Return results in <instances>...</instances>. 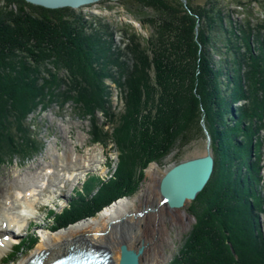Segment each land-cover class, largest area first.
Instances as JSON below:
<instances>
[{"label": "trees", "instance_id": "1", "mask_svg": "<svg viewBox=\"0 0 264 264\" xmlns=\"http://www.w3.org/2000/svg\"><path fill=\"white\" fill-rule=\"evenodd\" d=\"M137 1L149 2L157 13L153 17L157 19L151 21L156 23L160 39L158 47L150 40L152 59L141 54L143 67L138 66L135 72L131 73L123 62H114L122 67L123 77L116 78L115 83L124 91L126 101V111L118 115L110 103L111 86L105 82L112 78L106 72L110 61L98 40L88 34L83 14L70 7L51 9L26 0H0V160L8 156L25 159L40 151L41 142L28 122L40 106L48 108L54 103L64 106L71 99L78 103L80 114L92 115L95 109L103 112L106 117L103 124L92 115L93 140L115 143L118 166L109 180L98 182L96 192L93 189L94 193L83 194L79 190L80 197L72 201L71 207L56 214L53 227L59 229L95 215L116 197L132 193L137 160L138 167H146L153 160L161 162L177 144L186 146L196 136H206L208 132L215 170L192 201L191 211L197 222L173 264H264V234L257 214L264 210V196L257 189L260 166L249 161L254 151L260 160L263 146L259 138L255 149L252 147L260 129L258 121L264 125V98L259 95L257 80L253 78L256 91L253 109L242 108L240 116L237 115L231 104L241 97L244 89L228 79L227 74L233 70L232 60L225 59L226 63L222 61L213 69L211 56L203 49L199 54L207 41L213 42L214 50L218 38L195 31L199 21L193 7L190 4L187 7L182 0ZM223 38L221 41L228 44L230 39ZM256 57L251 58L255 70L260 73L262 69L264 73V63L258 56L260 66ZM146 61L155 70L159 93L144 70ZM48 64L59 70L67 68L70 76L55 75L51 79L42 76L49 71ZM82 75L86 76L85 85L67 84ZM222 76L225 77L221 80ZM259 79L264 80L261 75ZM197 87L203 91L196 93ZM153 92L158 97L156 101ZM200 104H204L203 108ZM181 160L178 156L176 162ZM95 179L93 176L92 180ZM29 238H23L15 251L30 245ZM231 244L239 259L234 256ZM14 255L15 252L8 258Z\"/></svg>", "mask_w": 264, "mask_h": 264}, {"label": "rangeland", "instance_id": "2", "mask_svg": "<svg viewBox=\"0 0 264 264\" xmlns=\"http://www.w3.org/2000/svg\"><path fill=\"white\" fill-rule=\"evenodd\" d=\"M182 1L187 7L189 4L193 7L197 17L196 19L200 22L196 24L195 31L198 33L201 30L202 34H207L208 37L216 36L218 38V44L214 43L216 49L214 48L213 50L212 41H207L199 49V54H201L203 49L204 53H208L211 56L210 58L213 59V69H217L218 65L225 59H227L226 62L232 60L231 67L233 70L227 74L230 76L228 79L234 80L235 85H242L244 89L241 97L237 98L231 104L234 112L240 116L242 108L248 107L252 110L256 92L254 91L253 84L254 77L257 80L256 87L259 86V95L264 98V80L259 79V75L264 79V73L261 71L262 69L260 73L259 69L255 70L254 60L251 59L252 56L255 58L256 55L258 63L262 66V63L258 59V56H260V61L264 63V0ZM148 4H141L137 0H101L73 8L77 13L83 14L84 19L87 20L88 34L95 38V40H98L100 49L107 53L110 64L106 72L108 74L110 73L112 78H107L105 82L108 86H111L110 103L118 115L126 111V101L122 95L124 91L115 83L116 78L119 76L123 77L121 74L122 67L118 64L116 65V63L123 62L127 65L131 73L133 71L135 72L138 66L143 67L140 55L143 54L144 58L149 57L151 60V44L154 43L155 45L156 43V45H159L157 39H160V37L158 36L157 26L156 23L154 24L151 21L157 13ZM156 19L153 18V20ZM222 38L223 40L230 39L229 45L227 41H221ZM150 40H153V43H150ZM249 47L252 49L249 50ZM115 61L116 63H114ZM147 62V67L144 70L149 81H151V85L159 93L160 90H158L155 80V70L151 63ZM47 66L49 71L42 74L46 78L51 79L55 75L61 76L62 78L70 76L67 68L62 67L59 70L53 64H48ZM83 77L86 76H77L73 81L71 80L72 82L67 81V84L72 83L73 85L75 82L83 86L87 81ZM223 77L225 76H222L221 80ZM209 83L214 88L212 82L209 81ZM188 88L191 90V85H188ZM230 88H232L231 85ZM200 90L197 87L196 93L200 92ZM189 94L190 92L187 98L188 101H191ZM154 95H156V92H153L152 96L155 101L158 100V97ZM152 102L153 100H150L151 105ZM154 104L158 105L156 102ZM200 105L203 108L204 104ZM77 106L78 103L71 99L64 106L56 103L48 106V108H42L40 106L28 119L32 129L36 133V137L41 142L40 148L41 146L42 148L40 151L34 152L35 155L25 159L20 156H8L0 160V195L7 194L9 196L13 193L12 195L20 198L25 194L31 193L30 195L36 199L35 211L26 218L25 223L21 227L18 226L20 228L16 227L17 225L9 228V230L14 229L16 232L21 233V236H17L19 238L12 240V242H20L24 236L29 234L30 245H27L25 248L23 247L20 251H15V255L9 259L8 254L13 251V247L10 243H7L6 247L0 251V264H19L23 259L33 255L38 248L43 246L42 242L45 237L43 234L45 232L44 230H58L53 227L56 214L61 213L65 207H71L72 201L80 197L78 195L79 190L83 194L93 189L96 192L98 182L106 179L109 180L118 166L119 151H117L115 143L112 140H108L106 144H103L93 140L94 135L92 130L94 129L92 126L93 118L95 117L92 115L95 114L98 122L103 124L106 123V117L103 112L95 109L92 115L80 114L78 113L79 109L76 108ZM155 109L153 107L154 111ZM180 123L182 125L184 124L183 122ZM203 125H205L204 121ZM258 125H260V129L254 137L252 147L255 149L256 141L261 138L263 141L260 152L261 158L259 160L254 151L251 153L249 161L253 165L259 164L260 166L259 175L261 181L257 189L264 196V125L261 121H258ZM207 136H210V133L206 134V136L198 135L192 142L183 147L177 144L172 152L164 160L158 162V164L153 160L146 167H138L137 160V168L134 172L136 179L133 185L135 186V190L129 195L114 198L110 204L103 207L95 215L83 218L79 222L91 220L96 218V216L98 217L103 210L125 198L136 199L135 209H138L137 212H141L140 216H145L146 218L148 212L154 213L155 210H158L166 203L163 202L164 204L160 206L148 200V194L152 190L149 187L150 180L152 179L148 174L149 167L152 164H157L159 167L160 176L157 178L156 190L153 193H160V179L166 170L177 163L176 159L178 156H181L182 160H184L206 153L208 144ZM238 139L241 140V137ZM96 148L97 150H95ZM238 162L240 163V159ZM243 167L245 166L243 165ZM243 167V171H246V167ZM72 171L75 175L71 178L69 175ZM93 176L96 177L95 180H92ZM92 193L94 192L92 191ZM160 197H162L161 194ZM249 202L252 204H250L251 206L254 205L250 199ZM166 206L169 207L167 204ZM191 207L192 201H187L186 205L180 208L192 217V220L189 223L185 222L186 224L184 226L171 223L170 217L166 219L167 227L170 230L174 242L173 249L171 247L173 242L170 246H166L167 254H170L172 251V256L166 264H173L175 262V259L181 255L184 244L191 236L194 225L197 222V216L191 211ZM51 210L54 213L51 214ZM256 211L257 209L254 207V212ZM257 214L259 216V226L264 234V210L261 212L257 211ZM121 222L124 223V221ZM141 224L143 228L142 233H144L143 238H138V242L131 243L133 246L131 244L130 246L137 249H144L141 255V264H144L149 247V242L144 236H149L153 231L155 218L148 216ZM76 225H72L71 227L66 226L68 227L67 230ZM133 229L134 232L137 230V228ZM7 230L5 226H0V240L4 235L6 236ZM64 230L66 229L57 232ZM128 230L130 229H122V235L126 238H131L134 235H132L131 230ZM107 234L110 235L111 232L108 231ZM231 247L234 256L236 259H239L232 244ZM7 258L9 260H6Z\"/></svg>", "mask_w": 264, "mask_h": 264}, {"label": "bare ground", "instance_id": "3", "mask_svg": "<svg viewBox=\"0 0 264 264\" xmlns=\"http://www.w3.org/2000/svg\"><path fill=\"white\" fill-rule=\"evenodd\" d=\"M156 163L158 164V162ZM157 164H152L148 169V174L152 178L149 183V187L152 190L148 194V200L161 206L164 204V197H160L161 193L159 192L157 194L153 193L156 190L157 178L160 176V170ZM74 175L72 171L69 177L72 178ZM12 194L9 196L7 194L0 195V226H5L6 229L15 225L21 227L25 223L26 218L35 211L36 199L30 195L31 193L21 197L19 196L20 198ZM135 201L136 199L133 198L122 199L103 210L98 217L96 216V218L91 220L81 221L75 227L68 230L67 228L60 232L44 230L45 232L43 234L45 237L42 242L43 246L38 248L30 257L23 259L19 264H26L33 256L40 254L42 250L46 253V256L42 254V256H45L43 258L44 262L48 263L65 254L73 242L79 239L92 245L108 248L112 252L113 259L110 264H119L121 258V243L128 241L130 244H134L138 242V238H143L144 233H142L143 228L141 223L148 216L155 218V226L149 236H144L149 242L144 264H166L172 256V251L170 254L166 253V246H170L173 242L170 230L166 224L167 217H170L171 223L181 226L189 223L192 217L185 210L169 208L165 204L158 210H155L154 213L148 212V216L145 218V216H140L141 212H137L138 209H135ZM121 221H124V223ZM133 228H137V230L134 232ZM122 229H130L134 236L126 238L122 235ZM108 231L111 232L110 235L107 234ZM6 235L11 237V233L8 231ZM6 243V241L0 240V251L6 247ZM171 247L173 249L174 242Z\"/></svg>", "mask_w": 264, "mask_h": 264}, {"label": "water", "instance_id": "4", "mask_svg": "<svg viewBox=\"0 0 264 264\" xmlns=\"http://www.w3.org/2000/svg\"><path fill=\"white\" fill-rule=\"evenodd\" d=\"M32 4L46 8H78L101 0H26ZM208 134V133H207ZM207 151L200 156H194L173 164L161 177L159 191L164 202L171 208L180 209L187 201H193L208 184L215 170V156L211 137L207 136ZM79 223V222H77ZM76 223V224H77ZM74 224H71L72 226ZM104 247V246H102ZM106 250L108 248L105 247ZM143 248L130 246L128 241L121 243V258L119 264H141Z\"/></svg>", "mask_w": 264, "mask_h": 264}]
</instances>
